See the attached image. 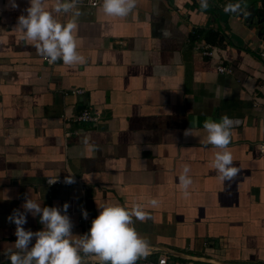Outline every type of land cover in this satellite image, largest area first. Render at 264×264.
I'll use <instances>...</instances> for the list:
<instances>
[{"label": "crops", "instance_id": "1", "mask_svg": "<svg viewBox=\"0 0 264 264\" xmlns=\"http://www.w3.org/2000/svg\"><path fill=\"white\" fill-rule=\"evenodd\" d=\"M260 1L208 0L202 9L199 0H137L126 17L106 15L103 4L78 6L84 62L65 65L47 64L16 29L29 0H16L15 10L0 0V264H11L6 253L17 237L8 218L24 211L26 196L41 207L69 203L78 236L90 230L98 204L156 198L149 219H134L152 256L166 253L167 264H264V14L259 23L247 17ZM237 2L241 11H224ZM200 28L223 36L213 57L194 48ZM219 63L232 73L217 72ZM76 88L84 93L63 94ZM85 106L100 112L96 125L63 122L62 114ZM224 115L235 121L228 149L240 168L230 182L219 179L220 149L195 119ZM68 128L77 133L66 137ZM185 164L194 181L188 198L179 181ZM69 171L79 182L44 188L46 177ZM24 227L43 225L29 213Z\"/></svg>", "mask_w": 264, "mask_h": 264}, {"label": "clouds", "instance_id": "2", "mask_svg": "<svg viewBox=\"0 0 264 264\" xmlns=\"http://www.w3.org/2000/svg\"><path fill=\"white\" fill-rule=\"evenodd\" d=\"M80 0H55L49 9L48 0H29V6L17 20L16 29L23 33L22 39L34 42L38 55L46 57L49 63L62 60L65 65L83 63L84 57L77 51V20L81 15L78 9ZM202 9L208 8V0H199ZM18 9L16 0H9V7ZM137 6V0H103L102 10L106 15L126 17ZM225 12L241 11L239 2L229 3ZM72 13V18L63 23L54 14ZM235 121L224 115L219 121L206 119L203 127L207 132V143L220 149L214 156L213 167L219 179L224 182L234 180L240 168L233 164V154L228 146L233 136ZM190 135V128L185 131ZM191 166L185 164L179 177L182 194L188 198L189 188L194 181L189 175ZM57 179L49 180V185ZM76 182L70 171L64 179L66 185ZM159 200L152 198L146 203H133L131 206L119 202L98 204L99 215L92 221L90 230L83 235H74V223L68 214L69 203L60 206L41 207L35 199L26 196L22 204L24 211L13 210L9 222L16 225L15 251L6 253L11 264H88V259L96 264H137L146 258L151 250L147 237L141 235L134 226V219L145 221L150 218L146 209L156 208ZM39 216L42 230L33 232L25 229L27 214ZM84 219L88 212L82 208ZM33 240L35 243L33 244Z\"/></svg>", "mask_w": 264, "mask_h": 264}, {"label": "built area", "instance_id": "3", "mask_svg": "<svg viewBox=\"0 0 264 264\" xmlns=\"http://www.w3.org/2000/svg\"><path fill=\"white\" fill-rule=\"evenodd\" d=\"M261 1L259 2V4ZM100 4H103V0H80L78 6H98ZM262 7V3H261ZM64 14V13H63ZM264 19V18H263ZM258 23L261 19L256 18L255 19ZM195 50L199 51L203 56L206 57H213L215 52V44L208 42L204 39H200L199 41H196L194 44ZM258 55L260 58L264 59V37L262 43L259 45L258 49ZM44 60L47 62V64H52L48 62V59L44 57ZM216 71L220 73H232L231 66L219 63L216 65ZM84 93V90L81 88L72 89L70 91H64V95L68 94H76V95H82ZM256 106L257 103H254ZM63 122L70 127V125H96L100 120V112L97 109H93L90 107H83L79 109L74 114L67 116L65 114H62ZM76 129L70 130L69 128L64 132V135L66 137H69L72 134H76ZM66 177V176H65ZM65 177L63 176H48L44 179V188L47 191H51L52 188L57 186H68L64 183ZM57 179V182L55 184L49 185V180H55ZM76 182H79V179L75 177ZM75 182V183H76ZM72 185V184H71ZM151 253V252H150ZM149 253V255L146 258H142L137 261V264H167L168 255L166 253H161L158 256L154 257ZM88 264H96L95 261L89 259Z\"/></svg>", "mask_w": 264, "mask_h": 264}, {"label": "trees", "instance_id": "4", "mask_svg": "<svg viewBox=\"0 0 264 264\" xmlns=\"http://www.w3.org/2000/svg\"><path fill=\"white\" fill-rule=\"evenodd\" d=\"M264 14V0L262 1V7L257 8L255 4L252 2L249 11L247 13L248 19H253L257 17L261 19ZM197 37H202L204 40L216 43L221 42L223 39L222 35H219L218 31H213L212 29H196L194 30V34L192 35V39H196Z\"/></svg>", "mask_w": 264, "mask_h": 264}, {"label": "water", "instance_id": "5", "mask_svg": "<svg viewBox=\"0 0 264 264\" xmlns=\"http://www.w3.org/2000/svg\"><path fill=\"white\" fill-rule=\"evenodd\" d=\"M212 117H210L211 119ZM196 123L197 125H200L202 124V122H204L206 119H209V117H202V116H197L196 118ZM212 120H215L214 118ZM216 121H219V120H216ZM198 260H201V261H207V262H211V263H214V264H226V263H222V262H219V261H213V260H209V259H202V258H199ZM88 262H89V259H88Z\"/></svg>", "mask_w": 264, "mask_h": 264}]
</instances>
